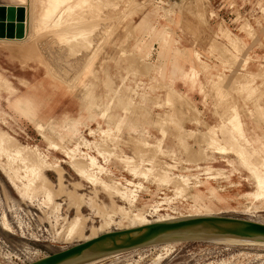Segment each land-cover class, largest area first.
I'll use <instances>...</instances> for the list:
<instances>
[{"label": "rangeland", "instance_id": "rangeland-1", "mask_svg": "<svg viewBox=\"0 0 264 264\" xmlns=\"http://www.w3.org/2000/svg\"><path fill=\"white\" fill-rule=\"evenodd\" d=\"M43 1L29 0L37 17ZM29 2L0 0L2 7L24 8L23 37L0 38L1 264L34 260L83 241L94 229L136 226L137 215L150 222L215 214L264 223V0H107L96 55L69 53L47 30L21 42ZM154 42L157 64L149 57ZM115 47L113 84L100 67ZM168 60L190 87L205 91L213 123L168 83L155 81L152 97L144 91L151 70H164ZM37 73L80 89L87 111L99 110L105 124L95 113L87 128L66 115L36 120L34 96L16 83L27 88L22 78ZM219 75L227 82H218ZM100 83L107 95L96 93ZM89 90L95 100L87 99ZM114 100L121 116L113 124ZM127 116L144 123H129ZM36 168L46 182L33 179ZM78 209L82 234L69 236ZM161 243L82 264H264V243Z\"/></svg>", "mask_w": 264, "mask_h": 264}, {"label": "water", "instance_id": "water-1", "mask_svg": "<svg viewBox=\"0 0 264 264\" xmlns=\"http://www.w3.org/2000/svg\"><path fill=\"white\" fill-rule=\"evenodd\" d=\"M11 14L0 8V38L23 37V6H12ZM14 13V16H13ZM234 236L264 238V223L227 215H193L112 229L76 242L23 264H79L113 253L152 244L159 240Z\"/></svg>", "mask_w": 264, "mask_h": 264}, {"label": "crops", "instance_id": "crops-1", "mask_svg": "<svg viewBox=\"0 0 264 264\" xmlns=\"http://www.w3.org/2000/svg\"><path fill=\"white\" fill-rule=\"evenodd\" d=\"M184 47L189 48L191 46L190 42H183ZM157 43L151 44L150 56L152 57L154 64L159 63L157 58V51H155ZM158 45V44H157ZM158 47V46H157ZM153 48V49H152ZM116 47L109 50L108 59L101 62L100 70H107L108 74L113 79V84L117 82V66H116ZM152 60V61H153ZM174 63V62H173ZM172 60H168L165 65L164 70H151V78L148 80V86L145 87L144 91L148 96L152 97L154 92H157L156 89L151 90L150 86L156 81H161L170 84L176 91L183 93L188 100L192 102V104L198 109V111L204 114L203 121L207 123H213L211 109H210V101L208 100V96L205 95V91H199V89L194 85L190 87L187 80H184L181 77L180 71L176 70ZM176 65H181L183 67L186 64L182 63L178 60ZM33 70H42L40 67H36ZM189 72V70H186ZM201 72V71H200ZM162 76H161V75ZM154 77V78H153ZM19 79L22 77H18ZM153 78V79H152ZM162 78V79H161ZM226 75H219L217 77L218 82L226 83ZM25 82H27V88L23 86L20 82H17L16 85L20 92L26 91L34 96V117L36 120H49L51 118L61 119L63 116H68L70 118H78L79 123L83 126V128H87L88 126H92L94 120L90 118L92 114L95 113V119L100 120L103 124H105L106 118L100 117V111L94 108H90L87 111V104L82 101L81 93L78 90L80 89H70L66 84L59 82L57 79L47 77L44 75L36 74L33 77V80H28L22 78ZM152 79V80H151ZM204 77L201 75L200 80L203 81ZM147 89V90H146ZM96 93L101 96L107 95V88L103 83H100L97 86ZM105 100V99H103ZM153 106V104H151ZM112 110V119L113 124L120 118L121 111L117 108L116 101L114 100ZM154 111V106L151 108ZM127 121L129 123L137 122L138 124H143L144 121L140 120L138 117L127 116ZM28 123H30L28 121ZM31 124V123H30ZM244 124V123H243ZM153 127V126H152ZM153 134L156 133L159 135V131L153 129Z\"/></svg>", "mask_w": 264, "mask_h": 264}, {"label": "bare ground", "instance_id": "bare-ground-1", "mask_svg": "<svg viewBox=\"0 0 264 264\" xmlns=\"http://www.w3.org/2000/svg\"><path fill=\"white\" fill-rule=\"evenodd\" d=\"M25 1L29 2V0H19L18 5L24 4ZM30 1H32V0H30ZM105 2H107V0H44L43 1L44 7H43L42 12L40 13V15L38 17L33 14V11H32L33 6L30 5L31 3L29 2L28 4L30 6H32V9L28 8V11L26 10L27 11L26 22H25V24H26V26H25L26 35H25L24 39L21 40V42L28 40V38L33 39V37H35V34L39 30H47L51 34H54L57 37V39L59 40V41L58 40L57 41L59 43L60 42L62 43V44L60 43V48L65 47L66 50L69 51V53L82 55L83 53L87 52V50H89L90 53L92 52L94 55H96L97 48H99L98 46H100V45H98L99 41L96 39V31L99 30V21L102 20V16H103V15L101 16V8H102L103 3H105ZM33 4H34V1H33ZM1 7L2 6H0V8ZM11 8H12L11 6L10 7L9 6L8 7L3 6L2 12H4V14H7V12H5V10H9V12L11 14V10H10ZM32 15H33V17H32ZM111 22L112 21H110V23ZM28 32H30V37H29ZM101 38H100V41H101ZM98 52H99V50H98ZM91 58H92V56H91ZM86 59H87V57H86ZM89 60H90V58H89ZM80 71H81V69H80ZM87 72H89V71H87ZM84 73H86V71ZM79 76H80V74H79ZM69 88H71V87H69ZM89 91L90 92H88V94H90V95L87 97V99L92 98L95 100L96 98L94 97V92L92 90H89ZM169 94H171V92H168V94L166 93L167 96ZM6 143L8 145L15 144V141L10 136H6ZM76 172L78 175H85L84 170L82 168L76 167ZM33 179L38 180L41 183L46 182L48 180L46 177L45 171L42 168H36L35 169V171L33 173ZM262 181H264V178H262ZM60 182H59V186H60ZM13 183H14V186L17 187V185L15 184V181H13ZM17 189H18V187H17ZM74 199H75V197H74ZM75 211H76V216L80 220L77 221V223H74V221H73L74 224L73 225L71 224L72 226L70 228H68V230L66 232L69 236H72L73 234H78V235L82 234V229H83V224H84L85 219H84L83 215L81 214L80 209L75 210ZM136 217L139 220V222L136 226L147 224L150 222V221H146L144 218L140 217L139 215H137ZM163 220H166V219H163ZM156 221H160V220H156ZM3 224H4L5 228L10 227V225L6 222H3ZM68 224H69V222H68ZM126 228H128V227H126ZM96 230L97 229L92 230L89 235L84 237V240L96 236L97 235ZM206 238L213 240V241H217V242L234 243V245L240 244V243H253V244L254 243H257V244L258 243H264V238H239V237H234V236H221V237L214 236V237H206ZM175 243H177V241H169V240L163 239V243L159 244V246H163V245L173 246ZM119 253H121V252L113 253V254H110L107 256L112 257V256H116ZM105 258H107V257H105Z\"/></svg>", "mask_w": 264, "mask_h": 264}]
</instances>
